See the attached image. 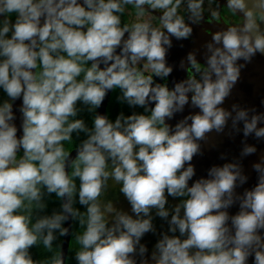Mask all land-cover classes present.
Listing matches in <instances>:
<instances>
[{
	"label": "clouds",
	"instance_id": "1",
	"mask_svg": "<svg viewBox=\"0 0 264 264\" xmlns=\"http://www.w3.org/2000/svg\"><path fill=\"white\" fill-rule=\"evenodd\" d=\"M204 4L0 0V264H66L54 241L73 226L76 264H264V156L242 192L249 177L239 161L195 179L192 164L199 141L229 121L245 138L241 158L257 151L249 136L264 141V113L221 107L241 68L264 55V14L228 0L244 13L242 26L212 34L199 79L169 88L173 38L191 36ZM126 11L135 13L131 23ZM187 60L197 65L193 53ZM109 93L130 113L101 114ZM187 105L198 111L170 124ZM110 181L128 211L102 202ZM53 195L60 206L48 214ZM156 218L167 228L158 230ZM147 234L156 237L151 249ZM39 246L50 253L42 260L31 251Z\"/></svg>",
	"mask_w": 264,
	"mask_h": 264
},
{
	"label": "water",
	"instance_id": "2",
	"mask_svg": "<svg viewBox=\"0 0 264 264\" xmlns=\"http://www.w3.org/2000/svg\"><path fill=\"white\" fill-rule=\"evenodd\" d=\"M227 3L228 0H205L203 19L198 23L191 24L193 29L191 36L188 39L180 41L173 38L172 47L167 53V63L173 67V71L167 80L169 88L175 82L186 80L189 77L199 79L200 73L206 67L204 46L207 42L211 41L212 34L217 31L226 30L228 27L242 26L244 23V13H234L228 8ZM258 5L259 0H247V7L254 14H264V7ZM181 13L185 14L187 21V15L183 8L181 9ZM129 18L130 20L126 22L131 23L135 19V13L133 12L129 15ZM188 22L191 23L190 21ZM152 23L158 26V14L157 17L152 18ZM257 24L259 29L264 31V19L257 18ZM188 53L195 55L197 65L194 66L188 62ZM182 62L183 67H181ZM239 63L243 64L244 62L240 61ZM108 96L103 102L102 107L98 109L101 114H105L104 107ZM233 105H239L242 108H254L257 112L264 113V55L257 54L250 63L241 68L237 83L221 107L225 110H231ZM197 111L198 109L187 105L184 111L178 113L175 119L169 121V123L174 125L185 116ZM17 123H19V120ZM244 140L242 132L238 134L232 131L231 121H229L228 126L222 133L215 131L208 133L205 140L199 141L200 154L196 155L192 160L196 173L194 179L206 176L208 169L212 166H221L226 162L235 160L242 164L244 173L249 177L248 182L242 188H237V192H242L244 188L253 186L256 183V173L252 169V164L259 162L260 158L264 156V141H257L249 136L246 142L254 145L257 151L253 155L241 158L240 153L243 148L242 141ZM72 150H74V147L69 149V151ZM71 155L75 157V151H72ZM230 211L235 213L237 209L233 207ZM64 226L69 227V224L66 223ZM69 234L61 237L60 244L58 245L63 256L66 245H68Z\"/></svg>",
	"mask_w": 264,
	"mask_h": 264
},
{
	"label": "trees",
	"instance_id": "3",
	"mask_svg": "<svg viewBox=\"0 0 264 264\" xmlns=\"http://www.w3.org/2000/svg\"><path fill=\"white\" fill-rule=\"evenodd\" d=\"M110 103V102H109ZM130 109H129V113H130ZM136 111H143L142 109H136ZM108 115L112 116V119L114 120V115L116 112L114 111H110L109 110V104H108ZM81 116L83 119V113H81ZM85 121L88 123V116H87V112H86V119ZM65 147L69 150L70 148L74 147L73 143H66ZM170 199V198H169ZM172 201V204H175V202H173L172 199H170ZM60 206V202L56 200L55 196L53 195L49 200H48V208H47V212L48 214H51V212L56 209L58 210ZM77 207H80L79 205H77ZM159 219V218H158ZM76 226H73L70 229V234H69V239H68V245H66V249H65V253H64V257L66 260V264H76L75 261V251L78 249L79 245L76 243L75 239H74V234L76 231ZM57 239L56 241H54V248L60 244V239L61 237L59 236V234L57 233ZM32 255L33 258L36 260H42L44 258H46L48 255H50V253L46 252L42 246L39 247H34L32 250Z\"/></svg>",
	"mask_w": 264,
	"mask_h": 264
},
{
	"label": "rangeland",
	"instance_id": "4",
	"mask_svg": "<svg viewBox=\"0 0 264 264\" xmlns=\"http://www.w3.org/2000/svg\"><path fill=\"white\" fill-rule=\"evenodd\" d=\"M117 93H111V100L109 103V110L116 112V114H118L121 110H123L125 112V114H129V109L125 106L121 107V105L116 101L115 97H116ZM119 185L116 184L114 181H110L109 182V188L106 191V193L104 194V196L101 198L102 202H108V201H112L114 206L117 208H122L125 211L129 210V205L127 204V201L124 199V197L122 196V194L119 192ZM171 199V198H170ZM169 199L170 204H172V201ZM176 203V201H173ZM155 226L157 227V229L159 230L161 228V226H163L164 228H167V224L156 218L155 221ZM156 237L153 236L152 234H147L143 240L142 243L147 244V246L149 247V249H151V247L153 246V244L155 243Z\"/></svg>",
	"mask_w": 264,
	"mask_h": 264
},
{
	"label": "flooded vegetation",
	"instance_id": "5",
	"mask_svg": "<svg viewBox=\"0 0 264 264\" xmlns=\"http://www.w3.org/2000/svg\"><path fill=\"white\" fill-rule=\"evenodd\" d=\"M123 19H124L125 22L128 21V20H130L129 13L127 11H126ZM110 100H111V93H109L108 100H107V102L105 104V107H104V112L106 114H109V112H108V104H109ZM83 116L86 119V112H83ZM87 116H88V124L91 125V119H90L88 113H87ZM116 116H117V114L115 113L114 119L116 118ZM109 117H110V119H112V116L111 115H109Z\"/></svg>",
	"mask_w": 264,
	"mask_h": 264
}]
</instances>
